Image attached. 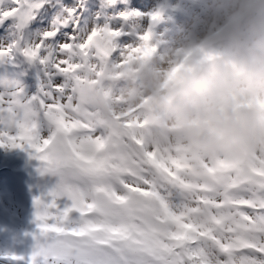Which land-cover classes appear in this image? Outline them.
Listing matches in <instances>:
<instances>
[{"label": "snow or ice", "instance_id": "1", "mask_svg": "<svg viewBox=\"0 0 264 264\" xmlns=\"http://www.w3.org/2000/svg\"><path fill=\"white\" fill-rule=\"evenodd\" d=\"M88 15V0H0V34L14 36L0 56L22 51L45 69L35 95L0 92V140L33 148L65 178L50 203L34 201L28 264H264V155L192 165L135 133L99 127L77 92L119 55L120 32L86 26ZM41 22L25 44L24 30ZM58 198L70 202L63 211Z\"/></svg>", "mask_w": 264, "mask_h": 264}, {"label": "clouds", "instance_id": "2", "mask_svg": "<svg viewBox=\"0 0 264 264\" xmlns=\"http://www.w3.org/2000/svg\"><path fill=\"white\" fill-rule=\"evenodd\" d=\"M178 28L183 41L143 40L108 73L118 105L84 87L78 108L117 130L113 112L131 108L141 139L192 165L264 155V0H200Z\"/></svg>", "mask_w": 264, "mask_h": 264}, {"label": "rangeland", "instance_id": "3", "mask_svg": "<svg viewBox=\"0 0 264 264\" xmlns=\"http://www.w3.org/2000/svg\"><path fill=\"white\" fill-rule=\"evenodd\" d=\"M105 2L106 10L92 8L90 16L86 17L85 24L108 30H117L120 35L114 37L112 46L121 50L119 55L102 60L97 66L95 74L91 77V87L108 103L119 104L118 96L107 89L108 73L117 78L120 70L124 69L134 59V52L139 51L143 40L142 36L147 35L150 42L183 41L187 37L180 33L178 26L193 11L198 10L200 0H99L102 5ZM71 3V0H66ZM166 6L160 24L154 28V20ZM103 11V12H102ZM51 24V21H49ZM43 22L40 27L32 28L30 24L24 30L25 44L34 40L37 34L43 30ZM14 42V36L10 32L0 34V49L7 48ZM115 55V53L113 54ZM12 65L25 69L14 76L2 73L3 82L0 92H9L22 89L24 96L35 95L42 86V76L45 69L37 62L30 61L18 51L14 56H0V64ZM38 65L42 70L36 75L35 82L24 80L23 74L28 69ZM4 87V89H3ZM113 118L118 122L119 131L132 132L137 136L136 129L141 127V120L136 112L129 108L126 111H114ZM132 130V131H131ZM2 131V129H0ZM39 135L47 138L46 129L41 126ZM4 146L0 147V263L1 264H28V258L35 250L38 236V222L36 220V208L34 201L40 199L42 203L51 202V193L65 179L60 171L50 169L47 162L38 158L33 148L28 146L12 147L7 143L6 138L0 140ZM70 203L64 199L56 201L59 206ZM57 208L51 209L53 216L57 215ZM70 217L78 215L69 213ZM53 235H58L54 234ZM14 255L23 257V260L13 261L3 259L5 256Z\"/></svg>", "mask_w": 264, "mask_h": 264}, {"label": "trees", "instance_id": "4", "mask_svg": "<svg viewBox=\"0 0 264 264\" xmlns=\"http://www.w3.org/2000/svg\"><path fill=\"white\" fill-rule=\"evenodd\" d=\"M105 2L106 1H104V3L102 5H100L99 4V0H88V12H89L88 16H90V11L92 10V8L94 9V8H98L99 7L101 10L102 9L106 10L107 8H106V5H105ZM106 11H108V10H106ZM41 24H42V22H41ZM32 28L34 29L36 27L33 26ZM24 69H25L24 66L18 67V66L12 65L11 63L6 64L5 66H2L0 64V88H2V86H3L2 85V82H3L2 80H3L4 76H2V73H7V75H9V76H14V73L16 75H18ZM40 70H42V68H40V66H38V65H35V66H33V67L28 69V73L27 74H25V73L23 74V78L22 79H24V80L28 79V80H31V82H35V80L37 78L35 76L40 74V72H39ZM3 89H4V87H3ZM69 216H70V214H69Z\"/></svg>", "mask_w": 264, "mask_h": 264}, {"label": "water", "instance_id": "5", "mask_svg": "<svg viewBox=\"0 0 264 264\" xmlns=\"http://www.w3.org/2000/svg\"><path fill=\"white\" fill-rule=\"evenodd\" d=\"M166 12V6L161 10V13L158 15V17H156V19L154 20V28L157 27L160 22H161V19L163 17V14ZM1 264V263H0Z\"/></svg>", "mask_w": 264, "mask_h": 264}]
</instances>
